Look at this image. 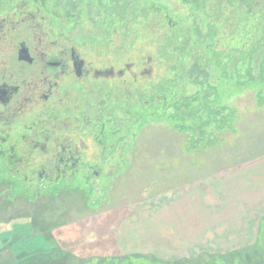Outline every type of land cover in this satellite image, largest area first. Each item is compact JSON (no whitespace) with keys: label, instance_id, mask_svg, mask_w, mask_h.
Listing matches in <instances>:
<instances>
[{"label":"rangeland","instance_id":"obj_1","mask_svg":"<svg viewBox=\"0 0 264 264\" xmlns=\"http://www.w3.org/2000/svg\"><path fill=\"white\" fill-rule=\"evenodd\" d=\"M26 1L33 2L0 0V17L7 13L1 5L10 10ZM113 1L39 0L47 3L48 21L75 37L95 67L136 61L149 75L128 87L130 99L116 90L115 108L109 109V141L125 140L118 159L124 171L103 179L99 188L62 186L38 194L22 183L12 186L0 171V233L32 230L52 246L57 241L70 253L59 264H152L140 256L169 264H264V172L253 174L264 160V87L242 85L233 72L224 78L213 68L210 82L220 94L213 115L183 124L160 119L161 83L181 78L170 99L199 87L181 76L187 56L157 65L155 52L166 37L180 43L205 15L185 0H136L129 5L135 11L118 20ZM69 5L73 18L53 13L65 17ZM114 87L109 82L103 91ZM71 228L78 236L67 241ZM14 256L3 250L0 264H13Z\"/></svg>","mask_w":264,"mask_h":264},{"label":"flooded vegetation","instance_id":"obj_2","mask_svg":"<svg viewBox=\"0 0 264 264\" xmlns=\"http://www.w3.org/2000/svg\"><path fill=\"white\" fill-rule=\"evenodd\" d=\"M32 1L10 10L1 5L7 13L0 17V171L12 186L22 183L36 194L62 186L99 188L124 171L125 140L110 142L106 131L114 92L130 99L128 87L149 75L136 61L95 67L75 37L48 21L47 3ZM65 8V17L53 13L73 18L75 8ZM109 82L115 87L104 92Z\"/></svg>","mask_w":264,"mask_h":264},{"label":"trees","instance_id":"obj_3","mask_svg":"<svg viewBox=\"0 0 264 264\" xmlns=\"http://www.w3.org/2000/svg\"><path fill=\"white\" fill-rule=\"evenodd\" d=\"M185 1L194 11L202 12L205 19L188 28L186 36L180 38V43H177V38L166 37L155 52L158 56L157 65L167 62L172 56H177L176 59L187 56L190 62L183 64L184 74L181 76H188L199 87L190 95L174 94L170 99V93L178 87L181 78L169 79L160 84L159 100L164 109L160 119L178 124L204 113L214 114L220 94L210 82L213 68L219 69L224 78H228L233 72L242 85L264 87V0ZM131 3L135 4L136 0L113 1L118 20L130 11H135L133 8L129 9ZM246 29L250 30L248 34ZM153 56L150 55L149 59L155 62ZM261 101L264 102V99ZM3 249H9L15 255L16 261L13 264H59L65 262L70 255L58 245L52 246L49 240L45 242L36 237L32 230L0 233V252ZM128 259L136 258L130 255ZM138 260L169 264L153 256H140ZM100 263L96 259L91 264ZM101 264L111 263L106 261Z\"/></svg>","mask_w":264,"mask_h":264},{"label":"crops","instance_id":"obj_4","mask_svg":"<svg viewBox=\"0 0 264 264\" xmlns=\"http://www.w3.org/2000/svg\"><path fill=\"white\" fill-rule=\"evenodd\" d=\"M259 162H261V163H259L258 165H256L255 168H256L257 171H256V172H253V174H258V173H261V172L263 173V172H264V160H259ZM260 171H261V172H260ZM262 173H261V174H262ZM263 202H264V201H263ZM149 215H150V213H149ZM157 216H158V213H157ZM155 218H156V215H154L153 219H155ZM138 220H139V219H138ZM138 220L136 219V222H137ZM139 222H140V220H139ZM142 222H144V221H142ZM152 222H153V221H149L150 224H151ZM154 222H156V223L159 222V223H160V221H158V220H156V219L154 220ZM75 231H76V230H75ZM75 231H73L72 228H71V236H69V235L66 236V240H67V241H70L71 239H74V238H76V237L78 236V234H77L78 232H77V231L75 232ZM52 235H53V239L55 240L54 234H52ZM79 236H80V233H79ZM55 241H56V240H55ZM55 243H56V245H58L61 249H63L57 241H56ZM3 250H7V251H8L9 249H3ZM63 250H64V249H63ZM9 251H10V250H9ZM64 251H67V252H68L69 250H64ZM1 252H2V251H1Z\"/></svg>","mask_w":264,"mask_h":264}]
</instances>
